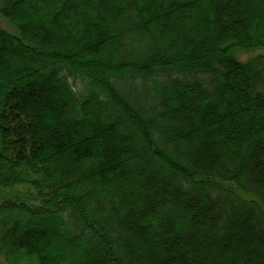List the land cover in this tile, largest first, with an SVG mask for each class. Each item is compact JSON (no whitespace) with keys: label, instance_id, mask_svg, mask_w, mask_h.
<instances>
[{"label":"trees","instance_id":"trees-1","mask_svg":"<svg viewBox=\"0 0 264 264\" xmlns=\"http://www.w3.org/2000/svg\"><path fill=\"white\" fill-rule=\"evenodd\" d=\"M78 1H0V252L264 264V0Z\"/></svg>","mask_w":264,"mask_h":264},{"label":"rangeland","instance_id":"rangeland-1","mask_svg":"<svg viewBox=\"0 0 264 264\" xmlns=\"http://www.w3.org/2000/svg\"><path fill=\"white\" fill-rule=\"evenodd\" d=\"M107 1L109 2V4L111 3V0H107ZM107 1L106 2L102 1V3L97 1V2L91 4L92 5L91 8H87L86 6H84L85 3L82 0H79L78 1V15H79V18L82 17V14H83L84 11H86L87 14H89L90 17H93L94 13H95L94 12L95 10H97L99 8L101 10H107V8H109V4H108ZM152 1L154 3L153 4V9L157 13V21L163 22V21H166V20L167 21L171 20L172 27H173L172 31L176 32L181 39H183V37H185V35H187L189 37L192 36V32H193L192 16H193V14L191 12H188L187 10H185V13H184L183 16L186 17V20L181 23L174 16V12L177 11L180 7H182V5H179V7H174V6H172L174 3L169 4V7H167L168 8V12L165 15V14H162L161 11L158 9V7L156 5L157 0H152ZM244 3H246V1ZM180 9L182 10L183 8H180ZM261 11H259V13H261ZM42 18H43V16H38V17H34L32 20L39 22V21H41ZM43 19H45V18H43ZM69 19H72V17L70 16ZM65 21L66 20H64V23H65ZM0 27L12 30V28L8 24V22L5 19H2L1 16H0ZM49 29H51V27H49ZM199 34L200 33L198 32V36H199ZM258 54H264V48L263 49L262 48H260V49H256L255 48V49L246 50V51H238V53H237L238 59L240 61H245V60H247V59H249L251 57H254L255 55H258ZM76 82L78 84H82L83 83V81L80 78L76 79ZM46 121H47V123L53 124V126H59L60 125V124H57L59 122H55L54 119H49L48 117L46 118ZM84 135L85 136H89L90 134L89 133H84ZM97 143L101 144V142L99 140L97 141ZM104 145H106L107 147L109 146V144L107 142ZM96 150L98 152L104 153V148L101 147L100 145L97 146ZM96 150L94 151L95 153H96ZM23 188L25 189V187H22V188L21 187H18V188L12 187V188H7V189H3L2 187H0V198L1 197L4 198L6 196H9V195L15 193L16 191H24ZM19 194H22V193H19ZM20 252L23 253V251H20ZM17 257H14V261L9 260L7 262L5 257L2 254H0V264H38V260H37L35 255L24 253L22 258L20 257V255H18Z\"/></svg>","mask_w":264,"mask_h":264}]
</instances>
